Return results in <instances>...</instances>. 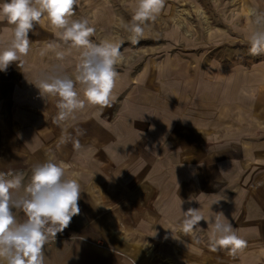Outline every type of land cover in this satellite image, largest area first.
Masks as SVG:
<instances>
[{"label": "crops", "instance_id": "crops-1", "mask_svg": "<svg viewBox=\"0 0 264 264\" xmlns=\"http://www.w3.org/2000/svg\"><path fill=\"white\" fill-rule=\"evenodd\" d=\"M108 4L79 0L75 9L74 18L95 27L94 43L105 27L97 22L112 20ZM10 34L0 24V41ZM54 39L46 22L37 26L23 66L0 72V172H23L27 183L32 166L52 155L81 184L80 213L45 245V264H134L145 232L176 227L189 208L204 217L208 236L205 221L222 212L247 244L264 243V68L163 57L132 71L125 59L112 105L88 106L61 127L57 98L34 83L56 65L74 78L80 53L41 55ZM74 127L85 130L81 150H57Z\"/></svg>", "mask_w": 264, "mask_h": 264}, {"label": "clouds", "instance_id": "clouds-1", "mask_svg": "<svg viewBox=\"0 0 264 264\" xmlns=\"http://www.w3.org/2000/svg\"><path fill=\"white\" fill-rule=\"evenodd\" d=\"M165 4L166 0H135L131 20L121 21L132 44L139 43ZM78 5L79 0H0V24L9 25L11 33L6 41H0V72H6L13 63L23 66V57L30 52V33L34 34L36 27L43 26L44 22L56 39L44 42L41 55L54 52L56 59L63 61L65 50H79L74 78L61 65H56L50 74L34 83L43 97L57 98L54 123L61 127L75 121L77 114L88 106L112 105L119 76L117 65L125 59L119 43L108 39L99 43L92 41L95 27L90 26L87 18H74ZM250 16L248 51L252 56H262L264 11L254 8ZM74 133L62 131L56 149L71 143L73 150L79 152L82 145L78 137L85 130L74 127ZM24 181L23 172H0V264H45V245L55 240L80 213L81 184L69 178L52 155L33 165L28 182ZM18 212L24 214L23 219L17 218ZM183 213L182 227L187 235L204 217L194 208ZM223 216L221 212L205 221L209 224L208 247L212 252L223 249L229 255H236L247 246V241Z\"/></svg>", "mask_w": 264, "mask_h": 264}, {"label": "rangeland", "instance_id": "rangeland-1", "mask_svg": "<svg viewBox=\"0 0 264 264\" xmlns=\"http://www.w3.org/2000/svg\"><path fill=\"white\" fill-rule=\"evenodd\" d=\"M105 25L99 41L119 43L132 71L140 62L166 59L219 61L242 69L264 68V55L249 54L247 35L252 25L250 11H264V0H166L158 19L145 29L139 43L132 44L121 21H130L135 0H106ZM106 20V21H105ZM100 31H98L99 33ZM170 56V58H168ZM124 59V60H125ZM137 61H140L139 63ZM133 62H136L133 64ZM122 63L117 65V68ZM263 71V70H260ZM199 223L185 234L182 222L145 232L134 264H264V243L247 246L236 255L227 250L210 251L208 235ZM142 255V256H141ZM143 257V258H142Z\"/></svg>", "mask_w": 264, "mask_h": 264}, {"label": "built area", "instance_id": "built-area-1", "mask_svg": "<svg viewBox=\"0 0 264 264\" xmlns=\"http://www.w3.org/2000/svg\"><path fill=\"white\" fill-rule=\"evenodd\" d=\"M66 229H67V228H66ZM66 229H64V231H65ZM64 231H63V232H64ZM63 232L58 233L57 236H56V238H55V240H50L49 243H53V242L58 241L59 239L63 238V237H62V233H63Z\"/></svg>", "mask_w": 264, "mask_h": 264}]
</instances>
